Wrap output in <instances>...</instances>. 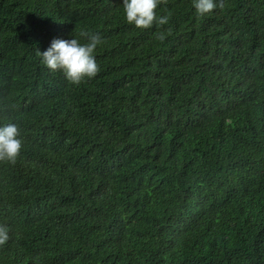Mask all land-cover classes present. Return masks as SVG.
Here are the masks:
<instances>
[{
  "label": "trees",
  "instance_id": "16d2710c",
  "mask_svg": "<svg viewBox=\"0 0 264 264\" xmlns=\"http://www.w3.org/2000/svg\"><path fill=\"white\" fill-rule=\"evenodd\" d=\"M216 2L0 0V264H264V0ZM94 32L78 85L36 55Z\"/></svg>",
  "mask_w": 264,
  "mask_h": 264
},
{
  "label": "clouds",
  "instance_id": "9594fccd",
  "mask_svg": "<svg viewBox=\"0 0 264 264\" xmlns=\"http://www.w3.org/2000/svg\"><path fill=\"white\" fill-rule=\"evenodd\" d=\"M160 0H123L124 19L137 29L159 27L168 22L167 15L157 12ZM195 14H211L217 7L216 0H191ZM163 35L160 39H163ZM102 43L99 33H90L87 42L77 38H54L44 50H36L40 63L51 71H61L73 85L93 78L99 71L94 52ZM22 149V138L16 123L0 124V162L14 164ZM9 239V227L0 224V245Z\"/></svg>",
  "mask_w": 264,
  "mask_h": 264
}]
</instances>
